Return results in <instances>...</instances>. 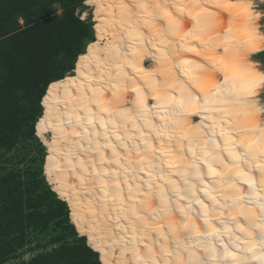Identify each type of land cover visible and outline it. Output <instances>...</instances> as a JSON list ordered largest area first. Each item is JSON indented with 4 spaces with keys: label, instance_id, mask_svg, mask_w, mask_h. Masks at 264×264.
Segmentation results:
<instances>
[{
    "label": "bare ground",
    "instance_id": "bare-ground-1",
    "mask_svg": "<svg viewBox=\"0 0 264 264\" xmlns=\"http://www.w3.org/2000/svg\"><path fill=\"white\" fill-rule=\"evenodd\" d=\"M86 4L95 40L49 84L36 124L78 236L101 264H264V72L251 61L264 35L251 12ZM221 8L235 27L222 36Z\"/></svg>",
    "mask_w": 264,
    "mask_h": 264
},
{
    "label": "rangeland",
    "instance_id": "rangeland-1",
    "mask_svg": "<svg viewBox=\"0 0 264 264\" xmlns=\"http://www.w3.org/2000/svg\"><path fill=\"white\" fill-rule=\"evenodd\" d=\"M231 2L264 35V0ZM211 10L225 20L222 36L232 23ZM96 23L86 0H0V264H101L52 191L36 137L49 84L72 73ZM251 58L264 72V50ZM258 97L264 103V85Z\"/></svg>",
    "mask_w": 264,
    "mask_h": 264
}]
</instances>
